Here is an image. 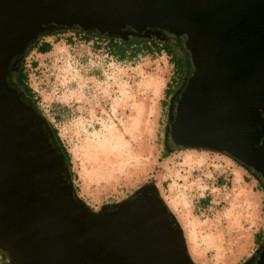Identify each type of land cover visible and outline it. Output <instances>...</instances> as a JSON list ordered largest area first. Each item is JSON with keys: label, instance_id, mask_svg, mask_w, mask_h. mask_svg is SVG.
Masks as SVG:
<instances>
[{"label": "water", "instance_id": "1", "mask_svg": "<svg viewBox=\"0 0 264 264\" xmlns=\"http://www.w3.org/2000/svg\"><path fill=\"white\" fill-rule=\"evenodd\" d=\"M55 27L176 39L187 75L165 145L223 152L264 190V0H0V249L8 264H195L154 186L91 210L45 119L8 83L27 44ZM248 264H264V246Z\"/></svg>", "mask_w": 264, "mask_h": 264}, {"label": "rangeland", "instance_id": "2", "mask_svg": "<svg viewBox=\"0 0 264 264\" xmlns=\"http://www.w3.org/2000/svg\"><path fill=\"white\" fill-rule=\"evenodd\" d=\"M55 37L45 38L49 51L28 54L27 82L70 153L78 195L97 211L152 185L195 264H241L262 242L253 235L264 229V192L223 152L189 147L162 156L168 56L127 51L118 60L106 40Z\"/></svg>", "mask_w": 264, "mask_h": 264}, {"label": "trees", "instance_id": "3", "mask_svg": "<svg viewBox=\"0 0 264 264\" xmlns=\"http://www.w3.org/2000/svg\"><path fill=\"white\" fill-rule=\"evenodd\" d=\"M69 32L72 33L73 37H78L83 41H88L90 39L96 40H106V45L110 53L114 54L118 60H122L126 58V52L129 51L132 54H136L140 51H151L154 50L156 52L163 51L169 58V61L172 64V77L169 81V85L165 88V93L170 97H173L176 92L174 93L177 85L181 82L182 77L184 76L185 67H186V57L185 53L178 43V41L174 38H161L160 35H152L151 36H144V35H135L130 32L129 35L126 36V39L99 34L92 30H82L76 27H55L51 30H45L41 32L34 40L27 44L24 48L18 59L14 61V65L9 69V73L7 76L8 83L14 87L17 92L19 93L20 101L23 105L33 108L37 111L46 121L49 129H50V139L53 145L56 147L58 152H60L64 158L65 165L67 166L68 178L72 182L74 179V173L71 171V161H70V153L67 151L65 146L62 144L60 138L57 135L56 129L53 125L45 118L43 113L40 111L37 105V98L32 91L31 87L27 82V69H26V58L28 54L35 50L38 53H45L49 51L50 45L48 41H45L46 37H54L55 36ZM67 41L70 40L69 37L66 39ZM41 49V50H40ZM178 52V53H177ZM35 63L31 62L28 66H32ZM181 88V87H180ZM180 88L178 90H180ZM171 93H174L171 94ZM175 97V96H174ZM174 99V98H173ZM165 124H164V132H163V139L165 138ZM164 144V142H162ZM187 149V148H186ZM197 149V148H195ZM181 149H167L162 152V156H167L170 153H174L175 151H179ZM184 150V149H183ZM235 160V159H234ZM245 169V168H244ZM257 182V181H256ZM73 184V183H72ZM257 186L259 187L260 191L264 192L263 188L257 182ZM74 193L81 198L77 193L76 186L73 185ZM205 200L206 197H203ZM82 199V198H81ZM83 200V199H82ZM263 203L261 207H264V199H261ZM106 204H113V203H106ZM91 210L92 208L87 205ZM259 239H262L261 244L250 254L248 258H246L241 264H247L251 257L264 246V229L263 231L258 229L254 235L253 240L255 241L254 244L257 243ZM0 259L2 260V264H8L7 262V255L4 251L0 249Z\"/></svg>", "mask_w": 264, "mask_h": 264}, {"label": "flooded vegetation", "instance_id": "4", "mask_svg": "<svg viewBox=\"0 0 264 264\" xmlns=\"http://www.w3.org/2000/svg\"><path fill=\"white\" fill-rule=\"evenodd\" d=\"M184 81H185V76H183L182 77V79H181V82L179 83V85H177V87H176V89H175V91H174V93L176 92V94H177V91H178V89L180 88V87H182L183 86V84H184ZM174 93H171V94H173L174 95ZM176 94L174 95V96H176ZM174 96L173 97H170V95L168 96V99L170 100L169 102H168V107H167V116H168V114H169V111H170V108H171V102H172V100H173V98H174ZM166 147V150L168 149V147L167 146H165ZM250 261V260H249ZM249 262H247V264H248Z\"/></svg>", "mask_w": 264, "mask_h": 264}, {"label": "crops", "instance_id": "5", "mask_svg": "<svg viewBox=\"0 0 264 264\" xmlns=\"http://www.w3.org/2000/svg\"><path fill=\"white\" fill-rule=\"evenodd\" d=\"M47 39H45V41H46ZM49 43V42H48ZM49 45H50V43H49ZM254 186V185H253ZM252 190V189H251Z\"/></svg>", "mask_w": 264, "mask_h": 264}]
</instances>
